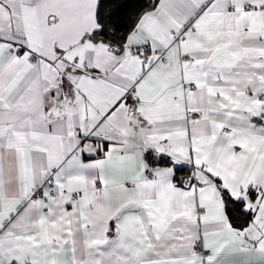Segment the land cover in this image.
<instances>
[{
	"label": "snow or ice",
	"instance_id": "obj_1",
	"mask_svg": "<svg viewBox=\"0 0 264 264\" xmlns=\"http://www.w3.org/2000/svg\"><path fill=\"white\" fill-rule=\"evenodd\" d=\"M0 0V264H264V0Z\"/></svg>",
	"mask_w": 264,
	"mask_h": 264
},
{
	"label": "trees",
	"instance_id": "obj_2",
	"mask_svg": "<svg viewBox=\"0 0 264 264\" xmlns=\"http://www.w3.org/2000/svg\"><path fill=\"white\" fill-rule=\"evenodd\" d=\"M137 0H119L120 8L123 9L122 15H131L132 11L135 10Z\"/></svg>",
	"mask_w": 264,
	"mask_h": 264
}]
</instances>
